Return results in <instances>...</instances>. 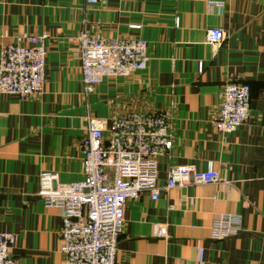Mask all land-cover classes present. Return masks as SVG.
I'll return each instance as SVG.
<instances>
[{
  "label": "crops",
  "instance_id": "1",
  "mask_svg": "<svg viewBox=\"0 0 264 264\" xmlns=\"http://www.w3.org/2000/svg\"><path fill=\"white\" fill-rule=\"evenodd\" d=\"M212 28L222 41H208ZM84 29L145 39L146 69L84 93ZM26 33L47 35L43 91L0 93V232L16 235L17 264H64L62 211L39 196L41 173L64 185L83 179L89 121L108 135L112 119L136 113L162 114L172 147L157 158L159 198L143 191L126 203L117 264H264V0H0V56ZM231 82L250 84L251 109L222 134L215 120ZM210 163L219 182L165 188L172 167ZM222 215L237 231L216 239Z\"/></svg>",
  "mask_w": 264,
  "mask_h": 264
},
{
  "label": "built area",
  "instance_id": "2",
  "mask_svg": "<svg viewBox=\"0 0 264 264\" xmlns=\"http://www.w3.org/2000/svg\"><path fill=\"white\" fill-rule=\"evenodd\" d=\"M95 4L99 0H86ZM139 29L140 25H132ZM47 35L23 34L3 48L0 56V93L29 98L42 93L45 83ZM225 37L220 28L208 31V41ZM83 91L88 94L108 78H125L146 69L148 43L143 38L106 39L84 29L79 37ZM202 69V64L200 65ZM251 87L231 82L224 88L215 127L222 134L234 133L248 118ZM172 147L169 126L162 114H133L109 123V134L89 121L81 139L83 179L61 184L56 173L44 171L38 194L46 207L62 211L61 252L64 264H117L125 206L147 191L153 200L160 196L158 156ZM219 173L210 163L205 171L178 165L168 172L165 188L191 183H217ZM231 215H222L212 226V235L222 239L235 234ZM165 228L159 226V235ZM17 237L0 232V264H17L11 254ZM203 251L200 249V260Z\"/></svg>",
  "mask_w": 264,
  "mask_h": 264
}]
</instances>
